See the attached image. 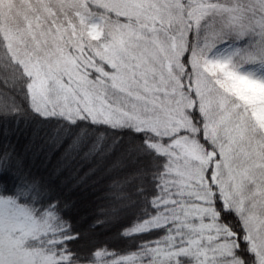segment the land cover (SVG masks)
Wrapping results in <instances>:
<instances>
[{
    "label": "snow or ice",
    "instance_id": "6c2138e0",
    "mask_svg": "<svg viewBox=\"0 0 264 264\" xmlns=\"http://www.w3.org/2000/svg\"><path fill=\"white\" fill-rule=\"evenodd\" d=\"M0 118L128 170L86 252L14 173L0 264H264V0H0Z\"/></svg>",
    "mask_w": 264,
    "mask_h": 264
},
{
    "label": "trees",
    "instance_id": "16d2710c",
    "mask_svg": "<svg viewBox=\"0 0 264 264\" xmlns=\"http://www.w3.org/2000/svg\"><path fill=\"white\" fill-rule=\"evenodd\" d=\"M66 149L67 142H53L51 125L47 123L0 118V162L5 153L11 154V170L0 172V184L13 186L14 173H19L46 185L53 197L66 204V217L81 233L82 238L74 245L76 249L86 252L103 243L123 248L125 242L117 237V226H98L97 221L107 219L105 214L116 195L114 184L128 170L113 169L114 156L84 159Z\"/></svg>",
    "mask_w": 264,
    "mask_h": 264
},
{
    "label": "rangeland",
    "instance_id": "374dc122",
    "mask_svg": "<svg viewBox=\"0 0 264 264\" xmlns=\"http://www.w3.org/2000/svg\"><path fill=\"white\" fill-rule=\"evenodd\" d=\"M54 176H52V178H53ZM83 192L85 193V192H87L86 190H83Z\"/></svg>",
    "mask_w": 264,
    "mask_h": 264
}]
</instances>
